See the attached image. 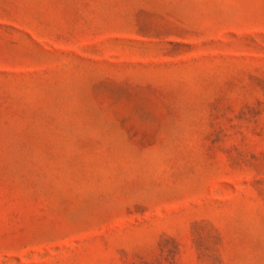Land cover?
Listing matches in <instances>:
<instances>
[{
	"label": "rangeland",
	"instance_id": "1",
	"mask_svg": "<svg viewBox=\"0 0 264 264\" xmlns=\"http://www.w3.org/2000/svg\"><path fill=\"white\" fill-rule=\"evenodd\" d=\"M0 264H264V0H0Z\"/></svg>",
	"mask_w": 264,
	"mask_h": 264
}]
</instances>
